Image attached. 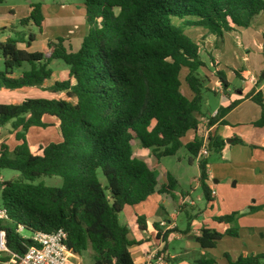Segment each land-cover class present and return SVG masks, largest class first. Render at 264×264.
Segmentation results:
<instances>
[{
	"label": "trees",
	"instance_id": "trees-1",
	"mask_svg": "<svg viewBox=\"0 0 264 264\" xmlns=\"http://www.w3.org/2000/svg\"><path fill=\"white\" fill-rule=\"evenodd\" d=\"M83 1L89 31L78 51L65 38L48 41L42 51H29L36 35L26 32H16L0 44L4 60L0 89L37 88L54 94L53 98L0 103V128L11 124L15 138L13 149L6 141L0 145V174L6 169L19 172L18 179L0 182L2 209L7 214L0 220V231L6 233L8 250L19 256L35 245L36 232L64 229L76 257L90 252L94 264H135L129 230L119 214L126 206L146 201L157 191L159 181L154 167L135 155L134 144L150 150L156 166L160 159L177 155L183 148L182 138L198 130L208 91L199 76L202 68H208L201 56L203 46L187 31L202 28L223 40L226 33L250 27L264 12V0ZM42 7V3L31 4L21 25L41 30ZM208 57L218 85L226 92L229 83L218 69L219 61L210 52ZM55 61L63 62L66 69L54 70ZM263 79L264 72L257 86ZM247 98L261 107L254 126L264 127L262 92L254 90ZM241 101L221 106L215 116H209L208 126L227 125L225 117ZM48 118L57 123H49ZM50 126L56 127L59 141L30 143L32 128ZM209 138L210 151L221 153L228 145L221 137ZM232 141L243 144L237 138ZM201 147L195 139L186 149L197 157ZM207 164L206 159L199 162V180L205 198L211 201ZM45 176L62 178V185L35 183ZM166 180L160 192L171 194L178 181L171 173ZM260 210L249 206L243 212L213 217V221L232 225L237 216ZM137 223L144 229L158 226L144 218ZM238 235L237 227L224 232L203 227L197 239L207 251L225 236ZM225 257L228 264H264V254L235 260L228 254ZM194 264L216 262L201 257Z\"/></svg>",
	"mask_w": 264,
	"mask_h": 264
},
{
	"label": "crops",
	"instance_id": "crops-1",
	"mask_svg": "<svg viewBox=\"0 0 264 264\" xmlns=\"http://www.w3.org/2000/svg\"><path fill=\"white\" fill-rule=\"evenodd\" d=\"M7 2L8 0H0V33L2 34L0 36V44L6 42V40L12 36L9 32L10 26L17 25L18 20L20 21L21 19L25 18L28 15L30 7H26V9L23 11V14L20 15L17 14L15 10H10L9 4H7ZM42 5L43 14L45 16L43 25L46 26L47 18L45 11L49 10L50 15L56 17L60 14L59 12L62 5L59 3H54L51 6H47L44 3H42ZM82 5L85 8L84 1H82ZM31 26L32 25L28 26L27 28H30ZM83 38L84 36H82L81 39L79 38L77 41L68 40L66 44L71 45L73 51H78ZM209 38V41H212V47L210 48L212 51V48L215 46L216 38L214 37L213 40L211 37ZM47 42L48 41L46 40L41 48L38 47V50H42L47 45ZM34 44L35 43H33L31 48H29V51L35 52ZM20 47L25 48L24 45H20ZM206 47H208V44ZM250 75L251 73L249 70L242 69L240 71L242 86H240L238 90L232 92L231 88L225 92L223 88L215 85L214 94L222 97L223 106L228 105L234 100H242L241 103L225 117V121L227 122L229 120V124L227 123L225 126L220 124H216L212 127L208 126L209 116H214L219 108L215 109L214 111L207 109V107L210 106V100L204 95L202 115L198 116L200 121L198 130L189 131L181 140L183 148L180 151L187 150L186 146L193 143L195 139L201 141L202 137L206 134H210L212 137H221L226 141L228 139L232 140L237 138L243 142V144H233L227 142L228 145L221 151V153H218V155L222 158L221 161L223 162L210 161L213 151H211L210 155L205 158L208 162L207 172L209 176L208 185L211 189V201L218 200V207L212 206L213 215L209 214V217L212 218V223H208V221H200L199 217L195 214L196 205L191 199V194H194L195 191L202 189L199 180L201 171L198 158L193 157L191 154L190 158H188L189 165L192 166L193 169L195 168L197 171V175L192 177L188 184V186L191 188V191L184 192L183 189H179L178 191L175 190L171 194L160 192L161 186L167 182V173H171L177 179L178 186L181 183H185L184 181L186 176L181 174V163H178L175 166V164L171 162L170 164L173 167L168 169V167H166L162 161V164H159L158 169L161 172V181L158 180L159 185L157 187V191L144 202L133 206H126L119 214V220L121 224L126 226L129 230L128 238L132 242L129 250L135 264H145L147 261V256L160 249L165 252L166 262L168 264H194V262L201 257L214 259L216 264H228L225 254H228L234 260L240 256H248L246 251L243 253V251L240 249L236 250L237 253H232V251L228 250L222 253V258L220 259V257H217L214 254L215 248L207 251L202 250L197 237L200 235L201 229L203 227L215 228L220 232H224L229 228H238L237 223L236 226L235 224L231 225L225 223H216L213 221V217H220L240 211L243 212L244 210H247L249 206L258 207L261 205L249 204L250 200L253 198L252 195H250L246 200H236L235 198H229V196H231L230 192L227 194V198H225V193H220L219 191L221 188V186H219L220 181L224 180L227 178L228 174L232 173L230 170L232 169L231 166H264V127L254 126V123L260 118L261 108L251 99L247 98V96L254 90H256V92L261 91L264 93V81L259 86H257V77ZM20 93V90H15L13 93H9V90L0 89V103H9V98H11L9 95ZM227 94H229V98H227ZM188 96L191 97V93L188 92ZM249 110H253L254 112L252 118H249L248 116ZM235 114H240V117H238L236 121H230V118ZM49 123L56 124L57 122L53 120V122ZM220 128H223V134L221 133V135L219 134ZM252 146H254V148ZM135 151L140 153V156L136 155L137 157L146 159L145 156L149 155V153L153 157V154L150 150L143 149L137 143L134 144V152ZM179 152L177 155L172 157L174 158L178 156ZM260 155L263 157V159H255L256 156L260 157ZM165 158L167 157H164V159ZM147 161L153 166L154 160L151 159V161ZM156 169L157 167H155V171ZM257 173H259V171H257ZM214 192L215 195L213 194ZM210 204H212V202ZM183 215H185L184 218ZM242 217L243 218L239 220V226H241V230L238 237L225 236L224 239L231 237L232 239H238V241H240L243 240V237H248L247 233L249 230L251 237H253V235H255L258 230H262V225H264V211H258L253 214L246 213L243 214ZM138 218H144L150 221L154 220L157 222L158 226L150 229H144L137 223ZM163 221L170 225V230L161 228L160 223ZM254 227L257 228L254 229ZM242 248H244V246H242L241 249ZM75 258L80 262V264H82L83 256Z\"/></svg>",
	"mask_w": 264,
	"mask_h": 264
},
{
	"label": "rangeland",
	"instance_id": "rangeland-1",
	"mask_svg": "<svg viewBox=\"0 0 264 264\" xmlns=\"http://www.w3.org/2000/svg\"><path fill=\"white\" fill-rule=\"evenodd\" d=\"M83 0H8L10 10L16 11L17 14L22 15L26 7H29L33 3H44L47 6H51L54 3H59L62 5L60 9V14L55 16L50 15V11H45L47 18V25H42V29L39 30L35 25H32L30 28L23 27L21 25V19L18 20L17 25L10 26L9 32L12 37L16 32H26V34L33 33L36 35V40L34 44V51H39L38 47H42L43 43L47 40H53L56 38H65L68 40L77 41L82 36H85L89 27L85 21V8L82 5ZM6 4V5H7ZM175 23H179L178 20H175ZM26 29V31H25ZM188 34L196 41L202 44L203 50L201 52L202 59L207 63L208 68H202L199 71V76L203 80L205 87L208 91L205 92V97L210 100V106L207 109L214 111L217 108L223 106L222 97L217 94H214L215 85H218V78L214 73V68L208 57L210 52L212 57L219 61L218 69L225 73L227 82L229 83V88L231 92L238 90L242 86V81L240 79V71L242 69H247L250 71V76H256L257 79L260 78L261 74L264 72V12L259 16L253 19L250 27L248 28H238L237 31L226 33L223 36V40L217 39L214 48L212 51L211 39L213 36L209 35L205 29L202 28H191L188 31ZM2 34L0 33V36ZM209 36V37H208ZM209 42V43H208ZM208 44V47L206 45ZM43 50V49H42ZM40 50V51H42ZM51 67L58 71L62 72L66 69L65 65L61 61H55L52 63ZM4 69V60L0 54V70ZM185 71L182 74V79H184ZM264 81V79H263ZM262 81V82H263ZM221 88V87H220ZM20 94L9 95V103L20 102L25 98H53L54 94L49 92H43L37 88H22L19 89ZM183 91L187 94L185 87ZM13 93L14 90H9V93ZM229 93V92H228ZM263 98H264V93ZM261 108V107H260ZM249 118L253 117V110H249ZM240 117V114H235L230 118V121H236ZM56 121L54 118H48V122ZM229 121V120H228ZM227 123L229 124V122ZM57 122V121H56ZM11 124H8L0 128V145L3 141H6L10 148L13 149L15 145V138ZM223 134V128L219 129V134ZM29 141L31 144H44L47 145L51 142H57L60 139L59 133L55 126H50L47 129L32 128L28 134ZM254 148V146H252ZM211 152V151H210ZM135 155L140 156L138 151H135ZM190 153L187 150L180 151L176 157H167L160 159V164H165L168 169L173 167L170 163L173 162L175 166L178 163L182 164L180 168L181 174L186 176L185 183H181L176 190H184V192H190L191 188L188 186L192 177L197 175L196 169L188 163V158H190ZM149 161H153V167H157L156 175L158 180L161 181V172L158 170L159 165L156 163L154 157L149 155L145 156ZM164 159V160H163ZM255 159H263L260 155L256 156ZM222 158L213 151L210 161H221ZM174 166V167H175ZM256 166V165H255ZM232 169L227 178L220 181L219 189L220 193H225L224 197L227 198V194L230 192L231 196L229 198H235L236 200H246L250 195L252 199L250 200L251 205H259L261 207L260 211H264V166H246L238 165L231 166ZM175 169V168H174ZM259 171V173H257ZM99 179L103 185L107 184L106 178L103 173L99 171ZM19 172L12 170H3L0 174V182L15 180L18 179ZM62 178L55 176H45L37 180L35 183H43L46 186L59 187L62 185ZM191 199L196 205L195 214L199 217L200 221H208L212 223V218L209 217V214L213 215L212 206L218 207V200L209 201L205 198L203 190L199 189L195 191L194 194H191ZM212 202V204H210ZM239 202V201H238ZM0 208H2V199L0 192ZM240 211V210H239ZM241 212V211H240ZM232 214V213H231ZM228 215V214H226ZM185 215H183L184 218ZM243 215L236 217V223L238 225V233L240 232L239 220ZM255 221V220H254ZM257 227H254V229ZM248 237H243V240L238 241V239L223 238L224 240L220 241L216 248L214 249V254L217 257L222 258V253L225 251L236 252L240 249L245 253H248V256H255L259 254H264V225H262V230H258L253 237H251L250 230L248 231ZM247 236V235H245ZM244 248L241 249V247ZM239 250V251H240ZM237 253V252H236ZM216 262V261H215ZM82 264H94L90 252H86L83 255Z\"/></svg>",
	"mask_w": 264,
	"mask_h": 264
},
{
	"label": "built area",
	"instance_id": "built-area-1",
	"mask_svg": "<svg viewBox=\"0 0 264 264\" xmlns=\"http://www.w3.org/2000/svg\"><path fill=\"white\" fill-rule=\"evenodd\" d=\"M216 115V114H215ZM214 115V116H215ZM210 134L202 137V147L197 156L199 162L210 155ZM215 195V192L213 193ZM7 217L6 211L0 208V220ZM161 228L170 230L166 222L160 223ZM68 234L64 229L52 232H36L33 236L35 245L29 247L22 256L11 253L7 247L6 233L0 231V264H80L76 255L67 245ZM6 254L8 259L4 260ZM145 264H168L166 254L160 249L147 256Z\"/></svg>",
	"mask_w": 264,
	"mask_h": 264
},
{
	"label": "water",
	"instance_id": "water-1",
	"mask_svg": "<svg viewBox=\"0 0 264 264\" xmlns=\"http://www.w3.org/2000/svg\"><path fill=\"white\" fill-rule=\"evenodd\" d=\"M227 142H228V143H232L233 141H232L231 139H228Z\"/></svg>",
	"mask_w": 264,
	"mask_h": 264
}]
</instances>
